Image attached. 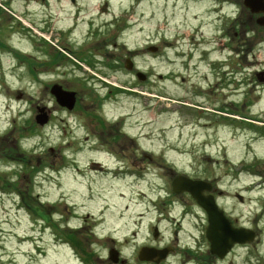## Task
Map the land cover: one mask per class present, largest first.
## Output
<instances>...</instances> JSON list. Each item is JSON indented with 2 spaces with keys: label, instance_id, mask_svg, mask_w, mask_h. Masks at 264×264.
I'll list each match as a JSON object with an SVG mask.
<instances>
[{
  "label": "flooded vegetation",
  "instance_id": "1",
  "mask_svg": "<svg viewBox=\"0 0 264 264\" xmlns=\"http://www.w3.org/2000/svg\"><path fill=\"white\" fill-rule=\"evenodd\" d=\"M179 3L184 15H192L183 17L193 22L187 49L172 48L165 24L150 28L146 9L115 13L110 0H0V71L8 57L9 68L45 89V103L34 106L33 125L39 116L47 136L52 129L61 136L60 144L49 148L56 155L46 166L48 185L55 181L58 193L55 202H46V227L61 230L57 241L65 240L61 245L82 257V264L130 263L121 251L120 257L115 254L112 238L105 241L114 246H106L104 257L96 252L98 229L109 219L108 207L93 205L98 191L109 195L133 181L146 183L160 212L151 222L158 237L152 234L143 245L170 250L160 264H171L174 257L178 264H264L263 230L244 224L238 210L244 191L231 189L246 166L256 167L255 179L264 183V160L227 143L230 115L264 120V65L258 60L264 55V0H175L174 6ZM197 7L200 14L190 12ZM204 15L207 24L218 26L211 40L204 36ZM177 30L179 41L184 32ZM132 39L141 42L132 46ZM256 141L249 140V150ZM2 147L0 173L10 183L3 195L19 197L12 185L21 181L15 150ZM186 167L226 169L233 183L221 186L219 178L229 172L201 177L181 170ZM181 177L205 181L204 196L214 200L221 215L215 218L213 208H202L177 182ZM71 194L76 199L83 194L88 203L70 202ZM118 195L125 197L123 191ZM164 221L173 224L169 234ZM244 228L254 231L255 239L239 241ZM218 239L225 247L232 244L221 255L212 250ZM0 250V264H17L14 258L4 262L13 252Z\"/></svg>",
  "mask_w": 264,
  "mask_h": 264
},
{
  "label": "rangeland",
  "instance_id": "2",
  "mask_svg": "<svg viewBox=\"0 0 264 264\" xmlns=\"http://www.w3.org/2000/svg\"><path fill=\"white\" fill-rule=\"evenodd\" d=\"M110 1L115 13L121 12L124 14L128 10L133 11L132 9L135 7L145 13L146 9L150 28L157 24H165V38L173 43L172 48H189V34L192 32L193 22H186L183 19V17L188 19L192 17V15H189V17L188 14L184 15L185 6L183 3H179L175 7V0H140L142 3L138 5L129 3L136 0ZM194 11L200 14L198 7L190 9L191 13ZM203 17L206 20V23H203L204 36L211 40L218 36L216 32L218 26L214 22L210 25L207 24L208 17L206 15ZM177 28H181V31L184 32L182 35L183 39L179 41L175 39V35L179 33ZM4 34L6 36V33ZM153 41L156 42V40ZM129 42L134 46L141 41L132 39ZM212 57L223 58L219 53H212ZM6 58L8 57L4 58V68L0 71V145L3 146V149L7 150V148L12 147L15 150L13 152L15 167L19 164L22 168L20 169L21 181L17 180V183L12 184L14 185V192L16 194L21 193L19 197L12 198L6 194L3 195V193L7 192L6 187L10 188V183L8 184L7 177L0 173V241L4 242V245H0V247L4 246L6 250L13 252L10 257L7 255L3 256L4 262L14 258L17 264H82L80 262L82 257L77 259L72 252V248L61 245L65 240L57 241L58 238H62L60 229L50 230L45 228L46 202L50 200L55 202L58 198V193L55 190V181L49 186L46 178V166L50 161L55 160L56 155L51 153L49 148L51 146L56 147L61 140V136L56 133L55 129H52L51 132L49 131V136H47L46 130L38 125H33L34 106L45 103V89L32 86L28 79L21 77V73L18 70L9 68V65H12L13 62L10 61V58ZM258 58L259 64L263 66L264 55ZM149 64L156 65L157 61L150 60ZM178 64L182 63L178 61ZM218 93L219 90L214 92V95ZM223 94L224 91H222ZM261 106H263L262 102ZM257 123L263 125L264 120L258 119ZM255 127L260 128V126ZM261 128L264 129V127ZM227 134L229 146H237V148H241L244 151L245 155L251 152V156L255 155L264 160V132H259L257 128L249 126L248 122L238 119L229 121ZM252 138H259V141H256L249 150L248 143ZM3 163L0 160V164ZM261 163L263 164L264 161ZM262 164H259L260 168ZM26 166L28 167L26 168L27 171L25 170ZM255 169L256 167L254 166H246L244 175L238 178L241 182L232 186V175L226 169H215V171L207 167L181 168V170L189 172L194 171L195 175L201 177L206 175L209 177L211 172L215 174L213 177H220L219 172L230 173L229 177L227 176L228 178H219L221 186L225 185L224 181L227 180L226 182L231 185V189L235 187H238L236 189L239 190L243 189L244 206L238 207V210L240 209L239 213L244 216V224L246 226L248 224L258 225L263 230L261 238V250L263 251L264 184L261 185L260 189L256 188L257 183L252 177ZM81 183L85 186V181ZM118 189V187H115V191H112L114 194L109 195L98 191L100 192V198H96L93 208L101 210L108 207L106 218L109 220L107 224L98 229L101 240L98 241L99 247L95 250H97L96 252H98L100 257H104L106 246L112 245V242L105 241L113 238L116 241V248L121 251L124 258L130 261L129 264H145L138 260V251L147 240L151 239L153 234L151 222L158 219L160 212L154 208V198L146 183L137 184L133 181L131 186ZM120 191L125 193V197H119ZM141 192H145L147 197L141 195ZM33 196L35 199H33ZM83 196L82 194L81 198L76 199L71 194L69 199H72L70 202L88 203ZM38 211L40 215H38ZM164 214L166 219L170 218L167 216L166 211ZM172 214L174 215L175 213L173 212ZM53 218L59 217L54 216ZM172 226L173 224L168 221L163 222V228H165L167 234L174 229ZM178 261L179 258L174 257L171 260V264H178ZM85 264L95 263L91 261Z\"/></svg>",
  "mask_w": 264,
  "mask_h": 264
},
{
  "label": "water",
  "instance_id": "3",
  "mask_svg": "<svg viewBox=\"0 0 264 264\" xmlns=\"http://www.w3.org/2000/svg\"><path fill=\"white\" fill-rule=\"evenodd\" d=\"M42 124L44 122H41ZM177 182H181L184 185H186V191L189 192L192 197L197 201V203L204 209H211L213 208V216L217 218L220 216V211L218 210L217 206L215 205L214 200L211 201L209 198L204 196V192L207 191V183L204 181H193L191 179H188L186 177H181ZM176 192L179 193L178 190ZM218 231L221 233V227L218 228ZM216 232V229L214 230V233ZM158 233L155 232V236L157 237ZM239 241L242 243H247L248 241H251L254 237V233L247 230V229H241L239 230ZM232 244H230L228 247H225L221 243V239H218L216 243H214L212 250L215 254L221 255L224 251H227ZM169 250L160 251L155 248H148L144 247L139 251V260L140 261H153L155 263H160L162 259H164ZM113 254V253H112Z\"/></svg>",
  "mask_w": 264,
  "mask_h": 264
}]
</instances>
